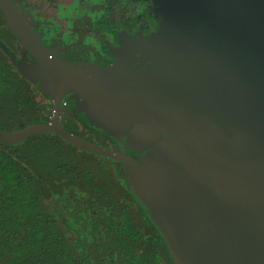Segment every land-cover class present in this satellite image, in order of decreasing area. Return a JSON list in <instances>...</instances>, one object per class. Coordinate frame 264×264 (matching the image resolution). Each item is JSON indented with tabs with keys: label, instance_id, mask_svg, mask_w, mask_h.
I'll return each mask as SVG.
<instances>
[{
	"label": "water",
	"instance_id": "water-1",
	"mask_svg": "<svg viewBox=\"0 0 264 264\" xmlns=\"http://www.w3.org/2000/svg\"><path fill=\"white\" fill-rule=\"evenodd\" d=\"M163 5L160 32L145 44L150 51L145 59L160 75L159 88L164 80L174 84L183 78L178 86H190L143 99L131 90L136 72L127 67V49L108 67L60 59L14 0H0L9 27L37 61L19 60L18 68L53 100L49 122L0 129V142L17 145L51 133L124 163L131 192L175 264H202L198 256L207 251L217 252L224 264H264V252L245 256L241 238L253 205L264 212V0H163ZM238 48L244 56L236 61ZM245 49H251L250 60ZM201 77L207 89L193 92ZM249 80L250 88L240 89ZM200 93L207 95L197 102L202 109L192 111V97ZM66 96L82 114L88 109L107 136L127 137L125 145L145 157L139 162L69 131L58 113Z\"/></svg>",
	"mask_w": 264,
	"mask_h": 264
},
{
	"label": "trees",
	"instance_id": "trees-1",
	"mask_svg": "<svg viewBox=\"0 0 264 264\" xmlns=\"http://www.w3.org/2000/svg\"><path fill=\"white\" fill-rule=\"evenodd\" d=\"M93 13L81 28L117 30L110 16L102 22ZM134 18L123 21L128 27ZM40 25L37 33L43 32ZM9 43L16 45L1 34L0 129L18 130L44 122L53 100L21 73ZM238 49L236 61L242 57ZM70 103L74 124L98 128L88 109L81 115ZM74 124L66 127L95 142L99 132L89 135ZM125 175L124 163L88 153L55 134H35L17 145L0 142V264H175Z\"/></svg>",
	"mask_w": 264,
	"mask_h": 264
},
{
	"label": "flooded vegetation",
	"instance_id": "flooded-vegetation-1",
	"mask_svg": "<svg viewBox=\"0 0 264 264\" xmlns=\"http://www.w3.org/2000/svg\"><path fill=\"white\" fill-rule=\"evenodd\" d=\"M14 1L19 8L20 5L23 6L27 18L30 19L31 17L29 24L33 31L37 34L45 47L52 53H56L58 58H64L71 62L89 61L103 67H108L114 65L120 54L124 57L125 50L127 49V59L131 64V71H135V68L137 69L139 67L135 66L136 61L132 62V60L137 58L136 52L140 54L139 59L142 60L139 69H150L148 65H151L152 62L150 59H145L150 57V51L146 48L145 44L149 42L150 38L152 41L153 38L159 35L161 21L165 16L163 0H71L69 3H64L60 0H38V2L35 0ZM44 3H47L48 6H52L55 12L48 15L43 8ZM93 11L97 12V16L101 17L102 22H105L104 17H106V15L110 16V23L113 22L111 25L116 26L117 30L105 28L95 30L86 27L89 24L88 22L94 18ZM0 13L2 14L1 11ZM1 14L0 18H4L3 14ZM131 17H135V20H131L127 23L128 27H130L128 28L125 25L126 22L123 20L125 18L130 20L129 18ZM83 23H86V26L81 28L80 26H83ZM7 24H1L0 27L3 26L2 29H7L10 32L6 39L11 36V42L16 44L11 47L15 57L17 56L18 61L24 60L27 63L37 64V61L25 49L17 37L15 36V40L12 38L11 34L13 31H11L9 25L8 27L6 26ZM37 25L41 26L40 28L43 32L39 31V34L37 33ZM89 40L92 41L88 42ZM132 53H134V55H132ZM150 67H153V65ZM24 76L33 86L37 87L41 85L39 81L34 82L26 77V75ZM70 102H73V100L68 98V96L64 97L58 110L60 121L64 127L75 123L68 113L71 107ZM48 111L50 114H48ZM46 113L47 115L43 117H48L47 119L42 118L44 119L42 123L49 122L52 118L53 103L47 109ZM76 126L78 130L85 129L87 132L90 131V133L91 131L99 132L95 138H93L95 142L89 140L93 143L114 151L123 150L126 155L139 162L142 157H145L143 151L137 152L125 145L128 142L127 137L123 138V140L113 139L105 135L96 126V128L92 125L83 126L84 128L80 125ZM102 139H104L106 143H103L101 141ZM114 162L122 163L120 161Z\"/></svg>",
	"mask_w": 264,
	"mask_h": 264
},
{
	"label": "rangeland",
	"instance_id": "rangeland-1",
	"mask_svg": "<svg viewBox=\"0 0 264 264\" xmlns=\"http://www.w3.org/2000/svg\"><path fill=\"white\" fill-rule=\"evenodd\" d=\"M35 1L38 2V0H35ZM60 1H62L64 3H69L71 0H60ZM43 8L48 15L53 14L55 12V9L52 8V6H48L47 3H44ZM262 23H264V19L262 20ZM1 24L4 25L3 18H0V26H1ZM246 25H248V23H246ZM2 28H3V26L0 27V35L2 34L5 37H7L8 34H10V32L7 29L5 30ZM91 41L92 40H89L88 42H91ZM9 45L11 47L13 46L10 43H9ZM250 50L251 49H245V51H246L245 52V58H247V60H250V58H249L251 55ZM243 53H244V51L242 52L241 56H244ZM137 54H138V52H136L137 60L135 58L134 61H136L135 66H139V67L137 69L134 67L136 75L132 77V79H134V82H137V83L133 82L134 87L131 86V90L137 98L150 99V98H154V97L162 95V90H164L165 92L178 93L177 91H175L176 88H180V87L181 88H185V87L189 88L190 84L178 86V81L181 82V80L183 81L184 78L181 80L177 79L178 80V81H176L177 83H174V84H169V83H167L166 80H164V82H162V88H159L158 82L160 81V75L157 73V71H155V69L150 68L147 70H145V69L140 70L139 69L141 66L140 62H142V60L139 59L140 54H138V55ZM132 55H134V53H132ZM114 64H116V63H114ZM241 64L245 67L249 66V63L246 61H244ZM130 65H129V63H127V67H131ZM210 65L213 66L214 64H210ZM172 81H175V80H172ZM250 82H251V80L247 81V83H245V84L242 83L240 85V89H242L244 87H246V89L250 88L249 87ZM196 86H197V88L193 92L204 91L208 87V81L204 82L203 78L201 77V80L196 82ZM206 96L207 95L205 93H203V94L200 93V94H196L195 96L192 97L193 104L191 106L192 107L191 109H194L192 111L200 112V110L202 108L200 107L199 104H197V102L202 101V99ZM248 97L250 98V95H247L246 99ZM68 98L72 99L70 96H68ZM187 107L189 108V106H187ZM235 111H239V109L235 108ZM48 114H50L49 111H48ZM217 118H220V117H217ZM62 120H64V119H62ZM89 135H91V133H89ZM101 141L103 143H106L104 139H102ZM250 216H251V218L249 219V226L247 227L246 231L243 232V236L241 237L238 235L239 237L242 238V240L246 244L245 256L248 254L247 253L248 251L251 255L255 254V253H253L254 251H258L259 254H261V252H264V212H261V213L257 212L255 210V204H254L253 208L250 209ZM219 248H220L219 246H215V249L218 250ZM204 250H210V249L207 246V248H204ZM198 259L202 264H224L223 258L221 259L220 257H218L217 252L213 254L211 251H207L205 253L199 254Z\"/></svg>",
	"mask_w": 264,
	"mask_h": 264
}]
</instances>
